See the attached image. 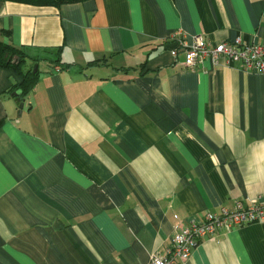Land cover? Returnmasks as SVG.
<instances>
[{
    "label": "crops",
    "instance_id": "crops-1",
    "mask_svg": "<svg viewBox=\"0 0 264 264\" xmlns=\"http://www.w3.org/2000/svg\"><path fill=\"white\" fill-rule=\"evenodd\" d=\"M177 31L264 43V0H0V39L38 70L18 114L0 67V264H148L181 225L264 197V74L186 67ZM180 264H264V220Z\"/></svg>",
    "mask_w": 264,
    "mask_h": 264
},
{
    "label": "built area",
    "instance_id": "built-area-1",
    "mask_svg": "<svg viewBox=\"0 0 264 264\" xmlns=\"http://www.w3.org/2000/svg\"><path fill=\"white\" fill-rule=\"evenodd\" d=\"M164 42L175 44L170 49L173 57L183 53L186 67L194 68L210 60L214 64L235 65L244 72L264 74V43L245 42L240 37L233 41L211 43L201 34L194 35L188 42L180 31L169 35ZM263 220L264 197L248 203L235 200L231 206L221 205L215 211H206L202 219L181 225L170 246L163 253H152L148 264H180L190 257L203 238L214 235L222 228L231 229Z\"/></svg>",
    "mask_w": 264,
    "mask_h": 264
},
{
    "label": "trees",
    "instance_id": "trees-1",
    "mask_svg": "<svg viewBox=\"0 0 264 264\" xmlns=\"http://www.w3.org/2000/svg\"><path fill=\"white\" fill-rule=\"evenodd\" d=\"M11 1L29 3L34 5H52L58 7L62 4L81 2L85 0H11ZM25 61H26V55L20 47L12 45L11 43H6L0 39V67L11 68L19 75H21L22 80L19 84H17L18 87L17 89H20L22 91V95L25 94L34 86L38 77L37 69L23 70Z\"/></svg>",
    "mask_w": 264,
    "mask_h": 264
},
{
    "label": "water",
    "instance_id": "water-1",
    "mask_svg": "<svg viewBox=\"0 0 264 264\" xmlns=\"http://www.w3.org/2000/svg\"><path fill=\"white\" fill-rule=\"evenodd\" d=\"M37 67L34 68V70H36ZM13 94L18 98V100L20 101L19 103V110H18V114L21 112L22 108H23V96H22V91L20 89H17L13 92Z\"/></svg>",
    "mask_w": 264,
    "mask_h": 264
},
{
    "label": "rangeland",
    "instance_id": "rangeland-1",
    "mask_svg": "<svg viewBox=\"0 0 264 264\" xmlns=\"http://www.w3.org/2000/svg\"><path fill=\"white\" fill-rule=\"evenodd\" d=\"M35 67H36V66H34V68H35ZM34 68H33V69H34Z\"/></svg>",
    "mask_w": 264,
    "mask_h": 264
}]
</instances>
